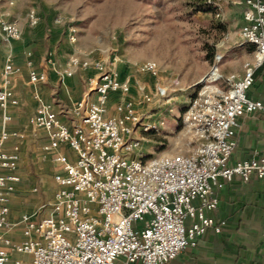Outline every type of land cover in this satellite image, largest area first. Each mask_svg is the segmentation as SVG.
I'll return each instance as SVG.
<instances>
[{"label":"built area","instance_id":"obj_1","mask_svg":"<svg viewBox=\"0 0 264 264\" xmlns=\"http://www.w3.org/2000/svg\"><path fill=\"white\" fill-rule=\"evenodd\" d=\"M243 5L240 36L255 47L253 59L241 75L228 78L227 88L198 92L188 102L180 119L198 143L155 156L143 153L138 133L158 131L167 117L145 121L153 113L141 110L154 102L167 104L173 84L161 79L156 60L136 63L123 74L118 54L107 60L91 58L78 47L76 31L69 26L72 54L60 78L65 83L78 69H93L87 79L90 92L69 108L66 119L35 92L29 125L34 136L45 133L50 139L43 151L53 157L56 188L47 215L43 211L48 205L43 204L16 220L11 201L22 181L21 145L11 141L25 138L26 131L11 125L12 109L22 104L13 80L25 73L37 85L48 74L31 59L20 68L8 53L0 83V264H169L198 246L207 231L222 232L226 222L213 215L219 192L236 178L264 179V152L231 162L242 119L264 115V101L248 95L264 67V0H244ZM28 19L36 26L40 16L31 10ZM63 22V16L56 17V24ZM21 38L18 21L0 14V40L12 48ZM113 96L118 100L109 114Z\"/></svg>","mask_w":264,"mask_h":264},{"label":"rangeland","instance_id":"obj_2","mask_svg":"<svg viewBox=\"0 0 264 264\" xmlns=\"http://www.w3.org/2000/svg\"><path fill=\"white\" fill-rule=\"evenodd\" d=\"M241 1L0 0V14L18 21L22 29V38L13 42L15 62L20 67L26 60L23 52L29 49L37 51L38 62L43 61L50 48L56 50L57 68L67 62L72 54L66 37L69 26L76 31L78 47L91 58L107 60L118 54L123 74L130 72L136 63L156 60L161 79L173 84V89L168 91L167 104L160 107L154 102L141 110L153 113L145 121H156L162 114L167 117L166 124L158 131L142 133L140 129L138 133L143 137V153L155 156L186 151L198 143L199 138L193 130L184 127L180 119L188 102L198 92L217 93L227 88L231 81L228 78L241 75L245 63L253 59L251 44L240 36ZM31 10L40 16L36 26L28 19ZM57 16H63L64 22L56 24ZM3 43L0 40V73L7 50ZM94 73L93 69H78L72 77L66 78L79 84L69 94L75 102L84 96L87 79ZM51 74L49 81L41 84L42 88L58 110L65 113L75 102L61 99L65 90L62 80L57 73ZM24 129L26 137L32 138L30 125ZM30 145L25 146L22 181L11 201L16 219L43 204L48 205L43 211L47 215L56 188L51 157H44ZM35 186L38 191L33 190ZM22 257L33 258L32 254H22Z\"/></svg>","mask_w":264,"mask_h":264},{"label":"crops","instance_id":"obj_3","mask_svg":"<svg viewBox=\"0 0 264 264\" xmlns=\"http://www.w3.org/2000/svg\"><path fill=\"white\" fill-rule=\"evenodd\" d=\"M243 2L244 0L241 1L242 24L244 22ZM3 44L7 48L6 54L4 55V63L9 52H12L15 61L16 47L12 46V48H10L6 43ZM251 46L253 48V54L255 47L253 45ZM23 53L26 60L22 67L19 66L20 68L24 69L27 61L31 59L35 68L39 71L48 68V71L46 70L48 77L46 81L37 85L30 84L28 82V76L25 73L17 75L13 80V85L20 95L22 104L12 109V127L25 130L24 128L28 126L29 120L35 113L37 105V100L35 98L36 91H39L45 100L52 102L61 118L66 119L68 111L63 113V110H58L57 104L49 100L45 95V91L41 84L49 81V74L52 77L51 72L53 74L57 73L56 75L61 79L59 71L66 66L67 62L57 68L55 58L56 50L54 48H50L46 56L42 58L44 62H38V53L36 50H24ZM42 63H44V66H42ZM15 64L18 66L16 62ZM3 66L4 64L2 65V71ZM2 71L0 73V83L2 82ZM256 75L260 82L264 80V67L260 68ZM50 81L53 82L51 79ZM38 85H40L39 88ZM61 86L65 89L64 92H62L64 96H61V99L64 98L74 101L73 98L69 96L70 90H73V88L79 86V84L70 78L67 79L65 83H62ZM89 92L90 90L88 87L83 95L85 96ZM251 97L256 100L264 101V82L261 83L256 93H252ZM117 100L116 96L112 97L109 114L114 113ZM70 123H72V121H70ZM11 142H19L21 145L20 174L26 144H31L30 146L42 152L44 157L49 155L53 161L52 155L46 154L43 151V145L50 142V139L45 133H40L38 136L33 135L32 138H15ZM258 152H264V115L255 113L242 119L237 148L232 156L231 162L235 163L237 160L251 159L255 157ZM67 153L71 157L74 155L70 149L67 150ZM219 193V207L213 215L218 221L226 222L222 232L216 233L213 230L207 231L200 239L198 246L185 250L169 264H264V179L243 181L236 178L232 182L226 184ZM13 219L16 220L14 212Z\"/></svg>","mask_w":264,"mask_h":264},{"label":"trees","instance_id":"obj_4","mask_svg":"<svg viewBox=\"0 0 264 264\" xmlns=\"http://www.w3.org/2000/svg\"><path fill=\"white\" fill-rule=\"evenodd\" d=\"M211 58H212V56H210ZM259 80H258V77H257V75H256V77H255V81L253 82V84H252V86L249 88V90H248V95H249V97H251V95H252V93L254 94V93H256V91L260 88V86H261V83H259L258 82ZM252 98V97H251ZM117 264H118V262H117Z\"/></svg>","mask_w":264,"mask_h":264},{"label":"bare ground","instance_id":"obj_5","mask_svg":"<svg viewBox=\"0 0 264 264\" xmlns=\"http://www.w3.org/2000/svg\"><path fill=\"white\" fill-rule=\"evenodd\" d=\"M216 72V71H215Z\"/></svg>","mask_w":264,"mask_h":264}]
</instances>
